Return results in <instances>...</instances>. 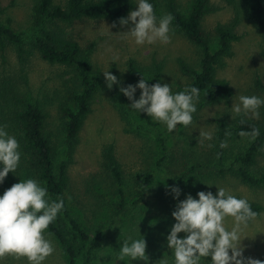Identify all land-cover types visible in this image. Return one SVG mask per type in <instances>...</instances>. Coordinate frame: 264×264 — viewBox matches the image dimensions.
I'll use <instances>...</instances> for the list:
<instances>
[{"label": "rangeland", "instance_id": "1", "mask_svg": "<svg viewBox=\"0 0 264 264\" xmlns=\"http://www.w3.org/2000/svg\"><path fill=\"white\" fill-rule=\"evenodd\" d=\"M37 1L0 0L2 23L15 32L25 33L24 37L28 39L31 35L33 5ZM55 1L63 3L65 0ZM153 1L158 18L168 14L167 0ZM136 3L137 0L131 11L136 10ZM175 3L184 14L190 10L191 0H175ZM206 4L202 29L209 33L212 47H215L214 26L232 22L235 12L223 0H208ZM113 23L108 19L84 18L64 27L70 38L76 40L84 50L90 51L88 72L80 66L69 68L49 64L36 53L20 62L13 49L7 47L4 51L0 50V81H8L12 86L10 89L18 96L29 98L43 107L47 113L46 131L51 133L55 143L56 162L64 159V119L60 105L72 104L70 94L79 87L81 76L87 74L88 78L97 81L90 112L84 120L78 144L67 166L69 179L64 197L71 212L90 233L101 229L107 233L91 264H129L127 258L118 260L119 246L128 237L140 236L146 240L147 264H164L169 259L166 255L170 251L166 236L171 228L166 216L170 220L173 218L171 214L176 203L185 199L186 195L191 194L196 198L193 188L176 185L174 177L182 174L194 162L213 161L207 154L209 140H203L200 134L213 133L215 117L226 114L231 119L237 116L232 112L231 105L238 103L241 95L264 97V57L260 54L262 39L247 12L240 9L234 25L239 39L232 43L231 55L224 58L223 65L217 71V75L227 79L233 88L230 104L203 107L196 104L193 123L187 127L178 125L174 132L169 133L163 124L144 113L137 114L130 110L128 106L131 101L120 93L119 88L138 82L130 65L148 80L155 78L156 82L171 84L173 92L187 88L192 76L182 69V64L197 69L201 58L200 47L172 25L169 43L137 46L130 36L121 33L128 31L131 24L122 27L117 22L116 27H112ZM107 70L119 81L111 89L106 86L102 73ZM139 94L140 90L137 89L134 98L138 99ZM260 113L259 120L264 121V107ZM245 118L253 119L251 115ZM246 128L247 124L242 131H248ZM158 137L167 138L168 144V158L163 171L156 166L159 158ZM246 139L247 135L239 133L235 143L243 145ZM108 145H112L121 169L125 202L134 201L142 186L145 188L144 199L121 215L117 213L120 197L116 185L102 159L103 150ZM259 160L264 163V155ZM17 170L15 172L18 173ZM148 175L150 178L146 180ZM29 178L35 179L32 175ZM29 178L17 174L16 183ZM173 187L180 189L178 199L173 198ZM200 187L213 194L217 188H224L229 194L257 201L264 207V187L246 186L230 175L208 178L201 182ZM2 189L0 184V194L3 193ZM232 225V218H227L225 227L230 229ZM48 238L56 251L44 264H64L56 242L51 236ZM242 238L243 256L264 261V211L242 229ZM0 264H27V261L5 255L0 257ZM131 264H145V261H132Z\"/></svg>", "mask_w": 264, "mask_h": 264}, {"label": "trees", "instance_id": "2", "mask_svg": "<svg viewBox=\"0 0 264 264\" xmlns=\"http://www.w3.org/2000/svg\"><path fill=\"white\" fill-rule=\"evenodd\" d=\"M207 1L191 0V7L187 14L176 7L175 0H167L166 3L168 13L174 17L171 25L201 49L197 69L182 64V69L192 76V81L187 88L194 86L200 89V97L196 104L202 107L229 105L233 97V88L227 79L217 75V71L223 65L224 58L231 55L232 43L239 39V35L234 31V25L240 9L247 12L249 20L259 32L262 39L260 54L264 57V0H223L226 5L233 8L235 17L232 22L217 23L214 26L215 47H212L209 33L204 32L201 24L206 13ZM150 2L154 7V1L150 0ZM134 6L135 0H65L63 3L55 0H38L33 5L31 35L28 39L24 37L25 33L15 32L0 19V50L12 48L20 62H24L28 56L36 53L49 64L69 68L80 66L88 72L90 51L84 50L76 40L70 38L64 27L84 18L108 19L117 23L119 18L126 17ZM130 69L138 81L142 77L148 80L132 65ZM86 75L81 76L79 87L70 94L72 104L60 105L64 119L62 126L64 159L58 162L55 160L54 139L51 133L46 131L47 113L43 107L29 98L18 96L10 89L12 86L8 81H0V124L6 125L8 133L16 137L22 153L18 173L10 172L7 175L2 183V191L16 183L17 174L27 178L32 175L48 188L51 199H64V210L48 229L51 238L59 247L64 264H91L96 252L107 238V233L103 229L92 231L91 233L94 232L92 235L71 212L64 197L69 179L67 166L72 160L79 141V132L90 112V103L98 86L94 78H88ZM147 83L154 84L156 79L148 80ZM242 119L245 120L244 124H241ZM213 122L212 140L209 141L211 146L207 151L213 161L192 163L182 174L175 176L173 182L176 185L193 188L195 194L203 191L200 187L201 182L223 175H230L249 187H264V163H260L259 160L264 155V121L248 120L241 115L229 119L224 114L215 117ZM246 124L248 131L251 130L250 125L258 127L260 135L255 139L247 135L245 143L238 146L235 139ZM156 140L159 147L156 166L163 171L168 158L167 138L158 137ZM222 143L227 146L221 148ZM102 157L104 166L110 171L120 197L117 213L121 215L135 208V205L144 199L145 188L142 186L134 201L125 202L121 169L116 161L112 145L104 148ZM149 178L150 175L145 179L149 180ZM248 201L258 215L264 211L263 205L259 202ZM166 221L171 226L175 223L173 218L170 220L167 216ZM184 235L180 233L178 237ZM166 255L169 257L167 260L169 264H173L171 250ZM207 259L210 258L202 259L201 264H209Z\"/></svg>", "mask_w": 264, "mask_h": 264}, {"label": "clouds", "instance_id": "3", "mask_svg": "<svg viewBox=\"0 0 264 264\" xmlns=\"http://www.w3.org/2000/svg\"><path fill=\"white\" fill-rule=\"evenodd\" d=\"M173 19L170 13L158 18L150 0H137L136 10L119 18L118 23L122 27L131 24L128 31L121 33L130 36L137 46H143L169 43ZM112 27H116L115 22ZM102 73L109 89L119 83L108 70ZM147 81L142 77L135 85L119 88L120 93L131 101L130 110L144 113L163 124L169 133L174 132L178 125L187 127L193 123L199 88L190 86L173 92L169 83L157 81L149 85ZM137 89L140 90L138 99L134 98ZM262 107L264 97L257 95H241L238 103L231 105L235 114L242 117L251 115L256 120L260 119ZM244 123L242 119L241 124ZM6 127L0 124V184L10 172L17 170L22 155L18 140L8 133ZM250 127V131H240V134L255 139L260 130ZM200 135L203 140H212L210 132ZM226 146L225 143L220 145L221 148ZM171 192L174 199L181 194L176 187L171 188ZM64 207V199H51L48 188L36 179H20L6 189L0 194V257L14 255L26 259L27 264H44L56 251L48 238L51 236L49 226ZM171 215L175 223L166 236V243L171 250L173 264H201V260L206 258H210L207 259L209 264H264V261L243 256L242 229L258 216L246 198L229 194L224 188H217L215 195L211 191H199L196 198L188 194L176 203ZM229 217L233 221L230 229L225 227V220ZM180 233L185 235L178 237ZM146 247L142 236L128 237L119 246L118 260L127 258L129 264L143 260L147 264ZM164 264L168 261L165 260Z\"/></svg>", "mask_w": 264, "mask_h": 264}]
</instances>
